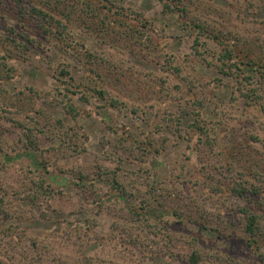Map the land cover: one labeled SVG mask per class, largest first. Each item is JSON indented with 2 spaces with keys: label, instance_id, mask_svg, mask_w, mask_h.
<instances>
[{
  "label": "rangeland",
  "instance_id": "374dc122",
  "mask_svg": "<svg viewBox=\"0 0 264 264\" xmlns=\"http://www.w3.org/2000/svg\"><path fill=\"white\" fill-rule=\"evenodd\" d=\"M0 264H264V0H0Z\"/></svg>",
  "mask_w": 264,
  "mask_h": 264
},
{
  "label": "trees",
  "instance_id": "16d2710c",
  "mask_svg": "<svg viewBox=\"0 0 264 264\" xmlns=\"http://www.w3.org/2000/svg\"><path fill=\"white\" fill-rule=\"evenodd\" d=\"M240 193L247 192V189L245 190L244 188H241L239 190ZM257 193V192H256ZM242 212L244 214V217L246 216L247 221H245V226H244V231L247 232L250 236H253L255 234V228H256V223H257V215L255 212H250L247 209H242Z\"/></svg>",
  "mask_w": 264,
  "mask_h": 264
}]
</instances>
